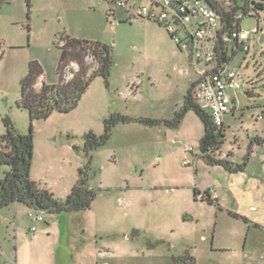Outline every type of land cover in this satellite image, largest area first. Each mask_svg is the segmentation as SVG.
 <instances>
[{"label":"rangeland","instance_id":"1","mask_svg":"<svg viewBox=\"0 0 264 264\" xmlns=\"http://www.w3.org/2000/svg\"><path fill=\"white\" fill-rule=\"evenodd\" d=\"M124 1L125 6L116 0H30L28 7L26 0H0V134L5 131L4 116L20 133L31 127L30 177L55 198H65L88 160V186L96 193L89 209L68 218L69 233L64 225L69 214L38 211L17 202L0 208V264H16L18 246L28 264L55 259L56 264H173L171 255L186 250L196 264H225V253L212 252L209 246L215 218L217 244L236 247L238 255L247 225L232 219L227 210L247 216L263 210L264 143L252 147L244 171L210 165L199 147L203 122L192 110L176 127L117 122L106 143L86 156L84 134H101L104 119L112 114L170 119L197 79L187 52L164 27L133 15L130 7L149 5L150 0ZM256 12L240 20L243 30L258 27V32L250 33L248 50L233 59L240 86L231 91L232 114L224 115L223 142L212 153L229 155L238 164L249 141L264 136V42L259 41L264 0ZM65 34L110 46L114 64L108 84L97 76L75 108L30 121L17 105L20 79L28 62L37 60L43 73L36 87L42 81L58 82L60 36ZM86 60L95 66L91 57ZM76 68L75 63L68 65L65 77ZM184 159L190 163L183 164ZM7 168L0 166V178ZM29 213L41 215L42 221ZM249 237L258 244L263 229L252 224Z\"/></svg>","mask_w":264,"mask_h":264},{"label":"trees","instance_id":"2","mask_svg":"<svg viewBox=\"0 0 264 264\" xmlns=\"http://www.w3.org/2000/svg\"><path fill=\"white\" fill-rule=\"evenodd\" d=\"M222 15L224 29L241 27L240 20L235 18L238 12H245L263 7V0H207ZM30 6V0H26ZM62 44L59 45L60 54L57 64L58 82H41L39 88L36 84L43 73L42 66L37 60H30L27 65L26 74L20 79V96L17 100L19 108L24 109L30 121L46 118L52 112H67L75 108L90 83L97 76L103 78L108 84V77L114 64L110 52V46L98 40L80 39L71 37L68 34L60 36ZM91 57L95 63L93 67L87 62ZM1 57V55H0ZM71 63L77 68L71 70V77H65V69ZM194 82L187 89L182 105L176 110L170 119H156L150 117H129L122 114H112L104 119L103 132L99 135L92 131L84 134V152H89L106 143L111 134L112 126L117 122L136 120L146 125H158L164 123L176 127L189 110L203 122L204 130L199 139V147L202 157L210 165H220L229 172L243 171L249 155L252 152L253 144L264 142V136H255L248 143L246 155L242 163H234L226 157H214L212 153L220 149L224 138V128L217 126L211 120L209 113L204 110L193 98L192 90ZM5 128L0 134V166L8 168L4 170L0 178V208L11 203H22L38 211L51 213L75 212L90 208L96 193L88 186L87 164L79 168L78 178L71 187L69 193L63 200L54 197L53 193L46 187L40 186L30 177V170L33 158V137L31 127L28 132L20 133L13 125L9 116L2 117ZM229 156V155H228ZM90 157V156H89ZM173 264H196V258L187 250L182 254L171 255Z\"/></svg>","mask_w":264,"mask_h":264},{"label":"built area","instance_id":"3","mask_svg":"<svg viewBox=\"0 0 264 264\" xmlns=\"http://www.w3.org/2000/svg\"><path fill=\"white\" fill-rule=\"evenodd\" d=\"M116 2L120 6L126 5L124 0ZM130 8L133 15L164 27L178 48L187 52L197 73L193 98L209 113L215 125L222 126L224 115L233 105L231 91L240 86L233 59L248 50L246 41L250 33L258 32V27L252 31L240 26L225 30L222 15L207 0H150L149 5ZM253 14V9H248L245 14L238 12L235 18ZM187 150L193 151V147L188 146ZM189 163V159L183 160V164ZM29 216L42 221L41 215L29 213ZM32 230H35L34 226Z\"/></svg>","mask_w":264,"mask_h":264},{"label":"crops","instance_id":"4","mask_svg":"<svg viewBox=\"0 0 264 264\" xmlns=\"http://www.w3.org/2000/svg\"><path fill=\"white\" fill-rule=\"evenodd\" d=\"M229 112L232 114L231 109ZM229 112H227V113H229ZM263 143L264 142H262L260 145H262ZM254 145H256V144H253V146ZM252 152H253V150H252ZM226 158L229 159V156ZM249 158H248L247 164L249 162ZM232 162H234V161H232ZM247 164H246V166H247ZM246 166H245V168H246ZM245 168H244V170H245ZM214 196H215L216 202L219 203L217 194H214ZM256 204H259V203H256ZM261 206H262L261 209H263V210H261L260 213H258L259 215L252 214V216H247V214H242V213H236V214L229 213L227 210L228 216H230L232 219H235V220H243L247 225L246 230H244V232L242 234L243 236L240 239V245H239L240 254H238V255H237V248L236 247H234L232 245L222 246V245L217 244L216 235H217V230H218V219L215 218V221H214L213 226H212V230L210 232L209 246H210V249L212 252H217L220 250V251L225 253V258H224L225 264H250V263L253 264V262H255V264H264V238L262 240H259V242H257L258 244H255L256 242H253V239L249 237L250 227L252 226V224H254V226H256V227L262 228L263 232H264V217H263L264 216V203ZM27 208H28V206H27ZM222 209H223V207H221V210ZM73 213L74 212L54 213V214H58L61 216L63 214H69L68 215L69 217H67V223L68 224H66V223L64 224L65 229L68 228V233L71 230L70 229L71 228L70 227V221L68 218H70L71 214H73ZM33 232H34V230H33ZM34 239H35V235H32L31 240L33 241ZM249 241H251V243ZM56 251H57V249H56ZM70 251H72V237L69 236L68 237V260H72V259H70L71 258L70 257L71 254L69 253ZM0 257H1V254H0ZM15 261H16V264H28V262L24 259L23 256H19V246H18L17 251H16V260ZM56 261L57 260L55 259V260L49 261L46 264H56ZM220 261L222 262V260H220Z\"/></svg>","mask_w":264,"mask_h":264},{"label":"water","instance_id":"5","mask_svg":"<svg viewBox=\"0 0 264 264\" xmlns=\"http://www.w3.org/2000/svg\"><path fill=\"white\" fill-rule=\"evenodd\" d=\"M260 43L264 42V30L262 31V34L260 35Z\"/></svg>","mask_w":264,"mask_h":264}]
</instances>
